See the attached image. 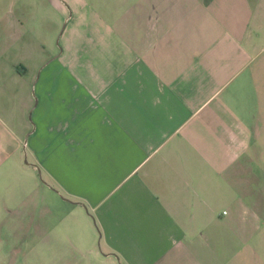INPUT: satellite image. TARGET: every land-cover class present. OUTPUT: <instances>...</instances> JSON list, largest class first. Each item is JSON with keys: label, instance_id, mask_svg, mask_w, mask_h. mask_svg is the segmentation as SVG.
<instances>
[{"label": "crops", "instance_id": "crops-1", "mask_svg": "<svg viewBox=\"0 0 264 264\" xmlns=\"http://www.w3.org/2000/svg\"><path fill=\"white\" fill-rule=\"evenodd\" d=\"M263 10L0 0V171L23 168L26 144L69 207L50 209V264H241L228 249L261 230L243 201L264 145ZM11 247L0 238V264Z\"/></svg>", "mask_w": 264, "mask_h": 264}, {"label": "rangeland", "instance_id": "rangeland-1", "mask_svg": "<svg viewBox=\"0 0 264 264\" xmlns=\"http://www.w3.org/2000/svg\"><path fill=\"white\" fill-rule=\"evenodd\" d=\"M49 13L51 30L53 22L58 21L60 18L58 13L51 7ZM261 18L264 20V10L263 14L261 13ZM63 23L64 20L61 22V27ZM50 43L57 45V35L52 41L50 40ZM37 74L36 72L32 75L33 81L36 80ZM31 96L35 103L37 97L32 90ZM27 119L32 122L31 114H27ZM32 126L33 123L31 128ZM26 134H24L23 141L27 138ZM22 151L23 168L9 164L3 166L6 169L0 171V208L5 206L10 209L7 213L1 215V217H4L6 225L2 223L0 226V238L1 240L5 239L9 244L11 242L16 243L15 249L11 247V250H6L7 256L9 253L14 254L17 252L14 264H50V209L62 215L69 207L63 206L64 204L61 202H53L57 198L50 190L48 175L39 166V170L36 168V172L32 174L33 170L27 166L28 163L32 162V159L26 144L23 145ZM25 160L28 163H25ZM250 167L251 169L247 171L246 175L247 185L245 186L243 202L247 214L248 211L256 210L262 215L257 222L261 230L254 234L257 239L256 246L249 240L251 231L248 229L242 239L237 238L234 241L232 248L228 249L231 252L227 256L232 261H240L241 264H264V145L259 160ZM24 196H27V198L21 201ZM18 204L21 208H17L26 213V216L22 219L13 215V209ZM1 220L3 222V219ZM15 227H21L20 231L23 233L21 236L18 235L19 230L15 234H9L10 230ZM247 227L249 228L248 225ZM25 242L30 243L32 246L26 245ZM41 243L43 246L36 251L34 246ZM8 258L11 261L15 260L10 255Z\"/></svg>", "mask_w": 264, "mask_h": 264}, {"label": "water", "instance_id": "water-1", "mask_svg": "<svg viewBox=\"0 0 264 264\" xmlns=\"http://www.w3.org/2000/svg\"><path fill=\"white\" fill-rule=\"evenodd\" d=\"M25 142H26V140H25ZM25 163H28V162L25 160ZM35 168H37V170H39L38 166H36V165H35Z\"/></svg>", "mask_w": 264, "mask_h": 264}, {"label": "built area", "instance_id": "built-area-1", "mask_svg": "<svg viewBox=\"0 0 264 264\" xmlns=\"http://www.w3.org/2000/svg\"><path fill=\"white\" fill-rule=\"evenodd\" d=\"M223 213H226V211L224 210Z\"/></svg>", "mask_w": 264, "mask_h": 264}]
</instances>
